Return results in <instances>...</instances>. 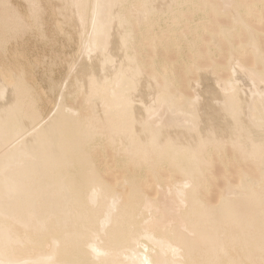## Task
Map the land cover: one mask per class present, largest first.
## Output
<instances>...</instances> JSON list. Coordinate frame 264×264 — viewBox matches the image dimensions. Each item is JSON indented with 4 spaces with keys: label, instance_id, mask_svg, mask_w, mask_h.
<instances>
[{
    "label": "bare ground",
    "instance_id": "1",
    "mask_svg": "<svg viewBox=\"0 0 264 264\" xmlns=\"http://www.w3.org/2000/svg\"><path fill=\"white\" fill-rule=\"evenodd\" d=\"M57 1L49 30L41 0H25L28 21L0 0V264H264V57L253 34L259 66L231 56L225 78L198 68L192 96L176 102L171 70L153 57L147 74L135 54L119 9L129 0ZM173 1L143 0L137 24ZM27 35L50 47L26 65L10 45ZM61 43L75 44L65 66L53 57ZM226 143L254 169L239 167L229 198L204 211L205 154L215 147L226 162ZM147 170L178 199L180 225L148 199Z\"/></svg>",
    "mask_w": 264,
    "mask_h": 264
},
{
    "label": "rangeland",
    "instance_id": "2",
    "mask_svg": "<svg viewBox=\"0 0 264 264\" xmlns=\"http://www.w3.org/2000/svg\"><path fill=\"white\" fill-rule=\"evenodd\" d=\"M130 1L131 0L122 5L123 9L121 6L119 9L127 12H125L126 14L124 13L126 17L129 14V18L127 17V20L131 21V23L128 21L129 28L133 27L134 29L133 35L135 38L134 40L132 39L131 42L133 43L135 41V44L133 43L135 46H132L136 49L135 54L137 55L139 62L145 68L147 74L153 73V70L149 65L153 57H156L155 60H157V64H159L157 65L158 71H163L166 66L169 70H171L170 75H174V82L176 83L173 90V92L175 91L174 95L176 96V102L183 101L184 97L192 96L193 91L189 83L197 78L199 72L198 70L200 69L205 68L209 70L211 68V70H213L215 75L219 78H225L230 73L227 63L228 60L232 58L231 56H235L234 58L240 60V62L245 66L244 68H251L255 65L259 66L255 61L254 51L251 49L250 45L251 43H249L250 41L252 42L253 38L255 40H253V42H257V45H260V56L264 57V0H187L189 2L186 0H174L173 2H170L171 5L169 4L171 8L166 9V7L164 10L162 9V11L159 10L160 12L157 11L158 13H154V16L152 15L153 17L151 16L150 18L142 20V24L140 25L137 24V18L135 15H137L136 9L141 7L143 0H132V3ZM57 2V0H41L42 7L44 9V13L42 14V23L49 30L53 28V23L60 18L55 14V4ZM11 3L12 7H15V9L20 11L19 13L22 17L28 21L29 12L25 0H11ZM127 3H130V5ZM244 4L248 6L251 4L249 7L251 8L252 6L253 11H251V13L248 12L247 9H249V7L245 8L246 5ZM131 10L132 12H130ZM237 12H239L241 16H239V20L235 22V15ZM131 13H133V16H131ZM148 21L153 22V26L152 23L147 24ZM238 22H241V24ZM64 27L69 30L71 28L69 24H64ZM222 28L228 29L227 34L224 35L221 33ZM140 31H142V33H140ZM252 34L254 36L253 38L251 36ZM143 35L149 36L146 39ZM152 38L155 39V42L158 45L155 51L152 50V47L150 46L151 44H149L151 43L149 41H151ZM157 40L161 42H158ZM214 40L215 42H218V46L215 42H212ZM247 43H249L248 46ZM49 45L42 44L38 42L35 37L27 35L20 44L10 45V53H12L11 58L16 60L21 59L26 62L27 65L30 59L39 60L42 54L48 53L50 47ZM74 45L75 44L72 45V48L75 47ZM70 48H66L63 43L56 44L55 49H62L63 53L62 56H59L58 54L53 57H61L63 59L61 63L65 66L66 62L64 61L72 54V48ZM27 68L30 69L29 66H27ZM227 144L228 143L223 146H226L229 149H225L223 146H220V151L221 149H225L220 153L225 156L223 157L226 158V162H222V160L219 159L222 155H220L219 152L216 151V153L214 151L216 150L215 147L211 148L214 150L211 151L210 149V152L205 154H208L207 156H209V153H211L210 156L213 154V157L211 158L212 164H209L211 169L207 166V168H209L205 171V174L208 172L207 175L210 179L206 177L208 182L205 184L206 186H203L204 188H201L202 194H200V197L205 204L204 211L217 208L222 196L229 198L225 187L228 184H232V187L235 186L234 184H236L240 175L239 172H241L239 167L247 170V172L249 171V173L251 169H254V165L252 163L245 164L242 160L241 162H238L240 160L237 161L233 159L235 156L233 152L234 149H232V146L230 148V144ZM110 154H112L111 151ZM102 157L104 156L102 155ZM228 157L231 159L228 160ZM101 159L106 160L104 158ZM109 159L112 163V157ZM227 160L229 162H227ZM240 164L242 166H240ZM167 168H169V166L165 165L160 170L158 169L159 175L162 176L161 178H164V181H168L166 176L170 173ZM114 171L116 172V169ZM114 171L112 170L110 172L109 179H111V177L114 179ZM144 174H146L149 180V182L144 184V189L148 194V199L158 204L164 203L165 206L162 205V207L159 208V211L161 213L164 210V217H168L167 219L165 217L166 220H170L174 217V215L176 216L178 214L179 217L177 220L175 218L174 222L177 221L175 224L180 225V214L183 209L178 199H176L173 194L172 196L171 193H166L167 190L164 189L165 186H163L164 188L160 186V188L154 180H151L152 177L149 178L151 173L148 172V170L147 172L144 171ZM143 176L145 177V175ZM230 197L234 199L236 196L234 197V195H231ZM175 202L178 203L181 210ZM162 208L163 210L161 211ZM166 210L170 212H166ZM234 233L235 232L230 230L228 233L226 231L225 234L223 232L221 235H234Z\"/></svg>",
    "mask_w": 264,
    "mask_h": 264
},
{
    "label": "snow or ice",
    "instance_id": "3",
    "mask_svg": "<svg viewBox=\"0 0 264 264\" xmlns=\"http://www.w3.org/2000/svg\"><path fill=\"white\" fill-rule=\"evenodd\" d=\"M37 23H38V21H37Z\"/></svg>",
    "mask_w": 264,
    "mask_h": 264
}]
</instances>
